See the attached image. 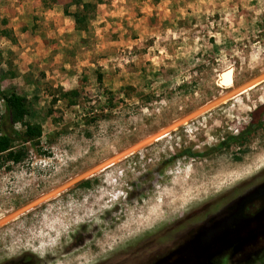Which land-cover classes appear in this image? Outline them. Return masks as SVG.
<instances>
[{
	"label": "rangeland",
	"instance_id": "1",
	"mask_svg": "<svg viewBox=\"0 0 264 264\" xmlns=\"http://www.w3.org/2000/svg\"><path fill=\"white\" fill-rule=\"evenodd\" d=\"M19 1L0 85L41 136L0 166V264L130 262L264 184V114L228 138L264 101V0H98L82 32Z\"/></svg>",
	"mask_w": 264,
	"mask_h": 264
},
{
	"label": "flooded vegetation",
	"instance_id": "2",
	"mask_svg": "<svg viewBox=\"0 0 264 264\" xmlns=\"http://www.w3.org/2000/svg\"><path fill=\"white\" fill-rule=\"evenodd\" d=\"M190 212L173 241L119 264H264V184L221 208Z\"/></svg>",
	"mask_w": 264,
	"mask_h": 264
},
{
	"label": "trees",
	"instance_id": "3",
	"mask_svg": "<svg viewBox=\"0 0 264 264\" xmlns=\"http://www.w3.org/2000/svg\"><path fill=\"white\" fill-rule=\"evenodd\" d=\"M71 2L79 5L81 0H71ZM93 7V3L86 1L82 2L81 8H77L70 12L67 6H65L64 11L66 13H71L74 17L76 26L81 28L86 26L87 12ZM1 30L5 35L9 32V30L5 28ZM76 92V89H71L65 93L73 95ZM0 98L4 106V111L0 116V166H2V162L5 160H10L15 163L21 161L26 153L25 144H36L35 141L41 136V127L40 125L32 123L26 119V116L29 113V107L27 98L23 94H20L13 89H4L0 85ZM263 114L264 101L250 111V122L245 129L238 134L230 135L228 137L229 140H240L244 135L250 134L255 126H260L263 123ZM16 123H19L22 126V129L17 128L15 126ZM183 154L189 156L198 155L191 152L189 149L182 150L177 155ZM174 157L175 156H173V158Z\"/></svg>",
	"mask_w": 264,
	"mask_h": 264
},
{
	"label": "crops",
	"instance_id": "4",
	"mask_svg": "<svg viewBox=\"0 0 264 264\" xmlns=\"http://www.w3.org/2000/svg\"><path fill=\"white\" fill-rule=\"evenodd\" d=\"M17 1V0H16ZM86 1H88V2H91V3H93V5H94V7L93 8H90L89 9V11L87 12V21H86V26L85 27H81V28H78L77 26H76V24H75V21H74V17H73V15L71 14V13H66L65 11H64V8H65V6H67V8H68V10L71 12V11H73V10H75V9H77V8H81V6H82V2H86ZM31 2H33V3H31ZM97 3H99V1L98 0H81V3H79V5H77V4H75V3H72L71 2V0L68 2V4H66V5H61V6H59L58 5V3H57V1L56 0H20L19 1V3L16 5V7H24V8H27V9H29V6H30V9H32V8H34V7H38V6H40V5H42V11H39L43 16H49V13H50V11L51 10H54V8H56L57 6L59 7V8H56L57 10H58V12L61 14V16L63 17V18H69L70 19V21L72 22V23H74V27L76 28L75 30H77V31H79V32H82V31H86L87 30V28H88V24H89V22H90V20L92 19V17H93V14H92V12H93V10L95 9V7L97 6ZM28 4H29V6H28ZM74 6V8H73V10H70V7L71 6ZM7 7V6H6ZM15 7V8H16ZM1 8H3L2 7V5L0 4V9ZM3 12V11H2ZM39 12H38V14H39ZM54 13V12H53ZM53 13H51L50 14V16H51V18H54V19H56V18H58V15L56 16L55 14H53ZM59 14V15H60ZM40 17H42V16H40ZM12 18H9V20H11ZM3 20H4V23H3ZM9 20L5 17V16H2L1 18H0V23L1 24H3V26L2 27H5L6 28V25H8V23H9ZM34 24V23H33ZM38 28V27H37ZM7 30H8V28H6ZM40 32H41V29H38ZM10 32V31H9ZM36 35H38V34H36ZM36 39H37V37H35ZM0 54H1V51H0ZM9 59V58H8ZM7 59V60H8ZM0 60H2L1 59V55H0ZM7 63H11V60H8V62ZM10 69H12V68H9V70ZM13 73V72H12Z\"/></svg>",
	"mask_w": 264,
	"mask_h": 264
}]
</instances>
